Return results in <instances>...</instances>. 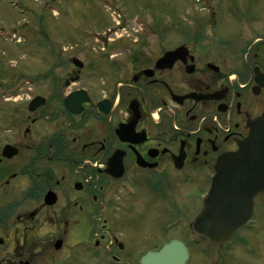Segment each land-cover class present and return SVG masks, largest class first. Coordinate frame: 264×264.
<instances>
[{"label":"flooded vegetation","instance_id":"1","mask_svg":"<svg viewBox=\"0 0 264 264\" xmlns=\"http://www.w3.org/2000/svg\"><path fill=\"white\" fill-rule=\"evenodd\" d=\"M247 25L241 47L207 37L173 44L168 36L83 59L59 52L47 85L29 96L16 87L0 164V264L30 263L26 236L39 237L30 248L52 249L54 264H139L133 253L171 239L190 253L201 248L191 220L216 161L264 113V12ZM180 46L186 50L169 57ZM81 89L82 97L73 94ZM260 197L253 216L264 210Z\"/></svg>","mask_w":264,"mask_h":264},{"label":"rangeland","instance_id":"2","mask_svg":"<svg viewBox=\"0 0 264 264\" xmlns=\"http://www.w3.org/2000/svg\"><path fill=\"white\" fill-rule=\"evenodd\" d=\"M209 1L218 12L210 20L202 4H196L195 0H0V148L7 142V99L14 98L5 96L7 87L24 85L21 91L27 90L28 96L35 94L38 87L34 86L48 84L42 83L49 75L46 72L53 70L52 63L56 64L55 54L65 50L83 59L88 53L126 52L121 45L116 48L117 44L135 39L151 43L152 36L164 37L155 28L158 25L165 30L164 34L170 30L173 44L200 25L215 42L239 35L244 42L248 33L244 15L256 17L264 12V0ZM253 25L259 29L261 22ZM153 29L155 34H151ZM147 31L150 37L143 36ZM25 76L36 78L29 84ZM4 199L0 197V211L5 206ZM259 199L264 208V197ZM258 213L254 220L261 227L249 225L224 246L195 249L188 264H264V210ZM19 214L20 210H14L12 219ZM8 221L11 222L10 218ZM16 233L12 226L9 237L16 240ZM26 238L34 256L28 257L29 264H54L52 249H43L44 243L40 242L32 249V242L39 237ZM13 244L9 245L11 249ZM139 254L133 253V258L136 260ZM74 264L103 263L93 258Z\"/></svg>","mask_w":264,"mask_h":264},{"label":"water","instance_id":"3","mask_svg":"<svg viewBox=\"0 0 264 264\" xmlns=\"http://www.w3.org/2000/svg\"><path fill=\"white\" fill-rule=\"evenodd\" d=\"M259 193L264 194V115L237 152L218 160L202 210L193 220V234L207 245L223 243L250 219L253 198ZM187 259L186 246L172 240L146 253L140 264H185Z\"/></svg>","mask_w":264,"mask_h":264}]
</instances>
